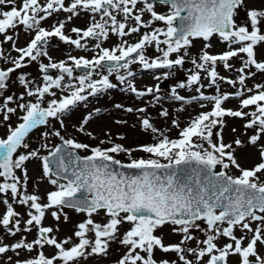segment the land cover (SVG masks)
Listing matches in <instances>:
<instances>
[{
  "label": "snow or ice",
  "instance_id": "6c2138e0",
  "mask_svg": "<svg viewBox=\"0 0 264 264\" xmlns=\"http://www.w3.org/2000/svg\"><path fill=\"white\" fill-rule=\"evenodd\" d=\"M257 3L264 0H0V126L5 128L0 136V264H87L89 258L107 257L112 243L124 248L115 264H264V84L247 86V80L264 75V59L258 58L264 56V7ZM60 13L66 14L64 19L44 27ZM81 15L89 17L88 26L72 27V38L66 25ZM21 31L31 37L23 47L17 46ZM112 36L119 42L104 47ZM132 36L137 39L130 43ZM53 40L93 55L53 62L48 51ZM213 40L225 50L212 53ZM197 42L203 46L193 55ZM4 45L17 55L5 54ZM41 57L49 63L40 62ZM33 62L45 73L42 83L33 86L21 71L16 80L24 91L5 95L13 75ZM186 62L192 69L167 97L159 94V83L138 89L129 79L134 77L132 65L164 70L154 78L165 81ZM218 66L236 77L222 76ZM49 69L59 74L47 75ZM113 76L137 99L151 96L158 103L167 98L182 105L194 101L201 110L182 128L172 119L178 137L170 138L151 122L146 107L116 104L139 114L142 130L153 134L152 143L125 147L108 134L107 141L90 146L53 130L42 132V140L55 136L61 144L31 148V133L50 127L52 120L65 128L66 114L89 97L117 88ZM225 83L234 91H221ZM205 88H214L215 94H206ZM185 89L193 90L191 101L180 94ZM230 100H238L235 109L225 107ZM98 111L84 117L77 131L84 132ZM18 112L13 126L11 118ZM159 116L169 118V110L161 108ZM230 119L243 122L246 139L236 136L225 142ZM105 143L110 146L102 147ZM248 147L257 159L245 167L236 153ZM41 149L47 154L41 155ZM80 150L90 154L81 156ZM135 152L145 155L136 157ZM33 161L52 186L43 196L27 190L28 164ZM68 211L84 219L75 223L71 236L61 239L56 233L61 220L70 221ZM100 215L103 222L94 219ZM49 216L55 226H46ZM165 226L180 237L178 242H164ZM33 231L35 238L29 241ZM18 235L20 239L4 242ZM46 248L54 250L51 255Z\"/></svg>",
  "mask_w": 264,
  "mask_h": 264
},
{
  "label": "rangeland",
  "instance_id": "374dc122",
  "mask_svg": "<svg viewBox=\"0 0 264 264\" xmlns=\"http://www.w3.org/2000/svg\"><path fill=\"white\" fill-rule=\"evenodd\" d=\"M256 7H264V3H257ZM157 11H164L163 8L158 7ZM66 14L60 13L59 17L53 16L48 21L44 23V27L49 28L53 22L57 19H64ZM89 23V17L85 15H81L79 18H73L71 22H68L66 25V34L70 35L72 38H76L75 33H71L70 29L72 27L77 28H86ZM30 36L26 35L24 32H20L18 45L19 47H23L26 43L30 40ZM129 42H135L137 37L132 36L129 37ZM119 42V38L112 36L110 40L104 43V47H111L114 46ZM91 43V42H89ZM213 47L210 49L212 53H219L225 50V46L220 44L218 41H212ZM51 47L48 49L49 55L52 57L53 62H60L62 60L67 61L68 56H85L91 58L93 53L91 51H84L82 49H76L74 46L64 44L59 42L58 40H53L51 42ZM203 46L202 42H197L196 46L191 50L193 55L197 53V51ZM3 51L5 54H10V56L15 57L17 54L15 52L9 51V46L4 45ZM154 54V50H153ZM259 59H264V56H259ZM40 62L44 64L49 63L47 57H41ZM70 63V62H69ZM232 63L236 66H240L239 60H233ZM0 66H4V62L0 61ZM132 71L134 72V77L129 78L133 81V83L137 86L138 89H144L146 87L155 86L157 83L160 84V95L162 97H167L170 95L171 87L174 86L178 81H182L186 79V71L192 69V65L190 62H186L182 69H177V73L174 77L169 78L165 81H157L154 78L155 75H159L161 71L164 70H144L139 65H132ZM27 73L28 79L34 81L33 86L36 84L42 83V78L45 73H41L38 67V63L33 62L28 67L24 68L23 70H18L17 74L13 75V83L10 84L8 91L5 93L7 94H15L19 95L21 92L24 91L23 87L19 85L18 81L16 80V75L20 72ZM218 71L222 76H227L230 78H235L236 73L232 72H225L222 66H218ZM47 75H51L55 78L59 74L58 70L53 73H46ZM79 74V73H74ZM113 83L118 84L117 88L108 90L105 95H100L96 97H89L87 103L79 104L75 109L72 110L71 113L66 114L64 116V124L65 128L60 127V123L56 120H52L50 122V127L44 128L41 127L38 130L34 131L30 135L29 143L31 148H38L41 143L47 142L49 145V149L54 147L59 140L58 137L49 136L47 141L42 140L41 133L44 131H53L59 130L61 135L67 138L75 139L77 142H82L89 144L90 146H97L101 140L107 141L109 136L111 135L112 139L115 143L123 144L125 147H135L141 144H149L153 142V134L150 131H144L140 125V116L138 113H128L125 112L123 109H117L114 105L122 104L125 107H132V108H139V107H146L147 108V115L150 116L151 122L162 132L168 135L170 138H177L178 137V129L172 127L171 121L172 119H177L180 123V127H184L185 124L188 122L190 116H194L197 112L201 109L199 106L192 101L188 105H182L179 102H173L170 99H162L160 102H155L151 96H146L140 99H137L133 94L129 93L124 89L122 85H119V82L115 80V77H110ZM207 84V81H204ZM264 84V75L257 74L254 79L247 80V86L252 87L254 84ZM206 94H215L214 88H205L204 89ZM221 91L223 92H232L234 89L232 86L228 84H222ZM57 94L59 95V90H57ZM180 94L185 95L186 99L191 101V96L194 94L193 90L185 89L180 90ZM46 106V105H45ZM238 106V100H230L225 104L226 108H233L235 109ZM161 108H166L169 110L170 116L169 118L165 119L159 116V111ZM181 108H186V111H180ZM94 109H99L98 112H94L88 124L85 125V131L79 132L77 128L82 123L84 117L88 116L90 112H93ZM207 110V109H204ZM18 112L17 115H13L11 118V123L13 126L18 122ZM117 120L126 121L123 124H117ZM242 121L236 119H230L228 121V127L224 131V138L225 142H232L236 136H240V138L246 139L242 135ZM236 127L238 129L237 133H232L231 128ZM5 132V128L0 126V136H2ZM92 133V137H89L88 133ZM117 134H121L126 138L123 140L116 139ZM109 144L105 143L102 147H108ZM46 149H41V155L47 154ZM80 154L88 155L89 152L84 150L79 151ZM138 154H143L141 152H135L134 155L137 157ZM238 159L240 160L241 164L245 167H250L257 159L255 154V150L251 147L240 149L236 153ZM118 159H121L123 162H128L127 157L125 155H119ZM28 172L31 178L30 183L28 184V192H37L40 195H44L47 191L52 190V186L47 182L46 178H43L41 175L42 169L38 161H33L32 163L28 164ZM20 173H18L19 175ZM2 198V197H0ZM3 211V207L0 206V212ZM17 211L21 213L24 212L22 207H17ZM68 215L70 217V221L68 223L61 222L59 223V232L56 235L59 238H64L67 236H71L74 231L75 223L82 221L84 219L83 215L76 214L72 211H68ZM26 219V217H24ZM98 222H103L104 216H96L94 217ZM46 226H55L56 222L52 220L51 216L47 218L45 221ZM128 227L127 224L124 225V228L121 229L123 232L124 229ZM161 232L164 236V241H178L180 239L179 236L173 235L170 231L169 226H165ZM161 232H158L161 234ZM202 237V236H201ZM35 238V231L31 234H28L27 239L29 241ZM20 239V235L15 238L6 237L5 243H12L15 240ZM54 250L50 248H46L45 252L48 255H51ZM124 252V248L117 243H112L109 255L103 258H89L87 264H105L110 262H116ZM8 255H13L11 252ZM26 255V254H25ZM174 256V255H173ZM172 257V256H171ZM15 258V257H14ZM24 258V255L21 256ZM105 262V263H104Z\"/></svg>",
  "mask_w": 264,
  "mask_h": 264
},
{
  "label": "flooded vegetation",
  "instance_id": "af4514ba",
  "mask_svg": "<svg viewBox=\"0 0 264 264\" xmlns=\"http://www.w3.org/2000/svg\"><path fill=\"white\" fill-rule=\"evenodd\" d=\"M239 234V233H238ZM157 235H160L158 232H157ZM197 235L198 236H200V234L199 233H197ZM200 238H202L201 236H200ZM165 239V238H164ZM166 244H168V243H175V242H178V241H164ZM161 253H157V258L159 259V258H161ZM175 257L174 256H170V259H174ZM110 262H108V263H105V264H115V262H112L111 260H109Z\"/></svg>",
  "mask_w": 264,
  "mask_h": 264
},
{
  "label": "water",
  "instance_id": "95a60500",
  "mask_svg": "<svg viewBox=\"0 0 264 264\" xmlns=\"http://www.w3.org/2000/svg\"><path fill=\"white\" fill-rule=\"evenodd\" d=\"M55 71H56V69H49V71H48L47 73H53V72H55ZM57 144H61L60 139L57 141L56 145H57ZM45 155H46V154H45ZM79 155L84 156L83 154H80V153H79ZM122 171H125V172H131V171H133V170L122 169Z\"/></svg>",
  "mask_w": 264,
  "mask_h": 264
},
{
  "label": "trees",
  "instance_id": "16d2710c",
  "mask_svg": "<svg viewBox=\"0 0 264 264\" xmlns=\"http://www.w3.org/2000/svg\"><path fill=\"white\" fill-rule=\"evenodd\" d=\"M143 155H145V154H138V156L137 157H140V156H143ZM117 158H119V157H117ZM121 160V159H120Z\"/></svg>",
  "mask_w": 264,
  "mask_h": 264
}]
</instances>
